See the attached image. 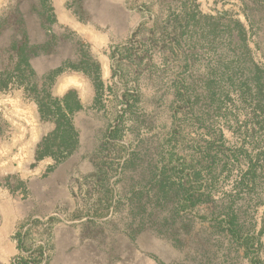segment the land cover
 I'll list each match as a JSON object with an SVG mask.
<instances>
[{
    "label": "rangeland",
    "instance_id": "rangeland-1",
    "mask_svg": "<svg viewBox=\"0 0 264 264\" xmlns=\"http://www.w3.org/2000/svg\"><path fill=\"white\" fill-rule=\"evenodd\" d=\"M21 38L0 264H264V0H0V50Z\"/></svg>",
    "mask_w": 264,
    "mask_h": 264
},
{
    "label": "trees",
    "instance_id": "trees-1",
    "mask_svg": "<svg viewBox=\"0 0 264 264\" xmlns=\"http://www.w3.org/2000/svg\"><path fill=\"white\" fill-rule=\"evenodd\" d=\"M27 54H26V45L21 38L18 41L11 42L9 47L0 50V91H6L12 82H16L17 84L22 85V82L28 77V65H27ZM27 87V88H26ZM25 91L34 95L35 101L38 105V116L41 119L45 113L52 112L49 106V102H45L43 98H39L40 93L45 92V89L38 91V87L36 84H30L25 86ZM75 96L73 92H68L64 99L65 101L68 97ZM76 102V101H75ZM74 102L73 106H69L65 103L66 113H62L60 115V120H62L65 124V134H69L71 130V126L69 127V122L67 116L73 113L78 106L77 103ZM56 124V122H55ZM37 154L40 153V146L36 147ZM39 152V153H38ZM253 246V242L251 243ZM39 253L37 259L34 260V264H42L43 261V250L41 246H38Z\"/></svg>",
    "mask_w": 264,
    "mask_h": 264
},
{
    "label": "crops",
    "instance_id": "crops-1",
    "mask_svg": "<svg viewBox=\"0 0 264 264\" xmlns=\"http://www.w3.org/2000/svg\"><path fill=\"white\" fill-rule=\"evenodd\" d=\"M26 115L21 117L20 120V124L19 126H21V132L23 136H27L28 134H31L32 137H36L37 136V132H38V124H39V116L37 111H33V109H27L26 111Z\"/></svg>",
    "mask_w": 264,
    "mask_h": 264
}]
</instances>
